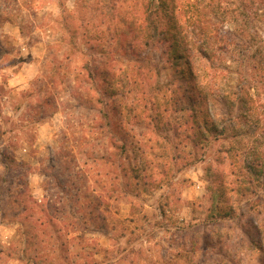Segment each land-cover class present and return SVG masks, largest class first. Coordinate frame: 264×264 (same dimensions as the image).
Listing matches in <instances>:
<instances>
[{"label":"rangeland","instance_id":"rangeland-1","mask_svg":"<svg viewBox=\"0 0 264 264\" xmlns=\"http://www.w3.org/2000/svg\"><path fill=\"white\" fill-rule=\"evenodd\" d=\"M100 1L0 0V264H264L238 66L210 77L226 136L193 144L159 47L100 54Z\"/></svg>","mask_w":264,"mask_h":264},{"label":"trees","instance_id":"trees-1","mask_svg":"<svg viewBox=\"0 0 264 264\" xmlns=\"http://www.w3.org/2000/svg\"><path fill=\"white\" fill-rule=\"evenodd\" d=\"M100 4L102 22L116 46L115 51L100 46V54L114 52L147 61L159 47L162 59L179 77L178 90L190 95L185 125L193 144L200 146L212 134L216 139L226 136L227 128L211 115L210 79L217 69L230 68L226 62L238 66V95H242L236 101L242 130L250 125L246 134L264 141V0H101ZM241 36L242 53L235 40ZM256 171L264 173V160Z\"/></svg>","mask_w":264,"mask_h":264}]
</instances>
